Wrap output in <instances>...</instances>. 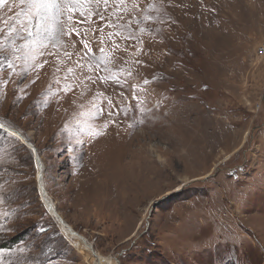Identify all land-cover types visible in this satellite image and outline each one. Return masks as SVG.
Masks as SVG:
<instances>
[{
  "label": "rangeland",
  "instance_id": "1",
  "mask_svg": "<svg viewBox=\"0 0 264 264\" xmlns=\"http://www.w3.org/2000/svg\"><path fill=\"white\" fill-rule=\"evenodd\" d=\"M263 47L264 0L0 2V264H93L39 174L116 264H264Z\"/></svg>",
  "mask_w": 264,
  "mask_h": 264
},
{
  "label": "bare ground",
  "instance_id": "2",
  "mask_svg": "<svg viewBox=\"0 0 264 264\" xmlns=\"http://www.w3.org/2000/svg\"><path fill=\"white\" fill-rule=\"evenodd\" d=\"M264 91V88H263ZM12 134L22 137L21 135L15 133L14 130H9ZM23 138V137H22ZM39 167H41V162L38 158H36ZM41 175L39 174V188L42 194L45 197V202L50 209L51 215L55 218L56 222L58 223L61 231L64 235L73 242V244L80 249V252L92 257L93 264H116L114 260L109 257H104L97 251H95L93 245L87 240L85 236L77 232L69 223H67L63 217L59 214L56 210L53 203L49 200V196L47 197L46 192H44L43 184L41 183Z\"/></svg>",
  "mask_w": 264,
  "mask_h": 264
},
{
  "label": "snow or ice",
  "instance_id": "3",
  "mask_svg": "<svg viewBox=\"0 0 264 264\" xmlns=\"http://www.w3.org/2000/svg\"><path fill=\"white\" fill-rule=\"evenodd\" d=\"M0 2H3V0H0ZM31 2L36 3V4H41L44 6H48L52 2V0H31ZM105 2H106V0H105ZM89 51H91V50L89 49Z\"/></svg>",
  "mask_w": 264,
  "mask_h": 264
},
{
  "label": "trees",
  "instance_id": "4",
  "mask_svg": "<svg viewBox=\"0 0 264 264\" xmlns=\"http://www.w3.org/2000/svg\"><path fill=\"white\" fill-rule=\"evenodd\" d=\"M19 239H20L19 236H15V237H13L12 241L15 244V243H18Z\"/></svg>",
  "mask_w": 264,
  "mask_h": 264
},
{
  "label": "built area",
  "instance_id": "5",
  "mask_svg": "<svg viewBox=\"0 0 264 264\" xmlns=\"http://www.w3.org/2000/svg\"><path fill=\"white\" fill-rule=\"evenodd\" d=\"M258 52H264V47L261 48V50H258Z\"/></svg>",
  "mask_w": 264,
  "mask_h": 264
}]
</instances>
